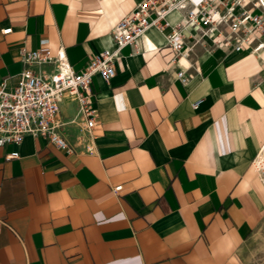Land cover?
I'll return each mask as SVG.
<instances>
[{"label":"crops","instance_id":"crops-1","mask_svg":"<svg viewBox=\"0 0 264 264\" xmlns=\"http://www.w3.org/2000/svg\"><path fill=\"white\" fill-rule=\"evenodd\" d=\"M140 2L0 0V85L12 89L24 70L52 71L23 65L21 52L62 49L82 71L116 50L112 30ZM183 16L166 20L176 26ZM170 32L150 28L117 53L110 81L92 79L98 122L90 132L75 103L59 105L70 152L34 136L0 147V264H264L255 166L264 51L234 52L218 32L201 37L187 27L175 56L165 46ZM263 164L260 155V172Z\"/></svg>","mask_w":264,"mask_h":264},{"label":"built area","instance_id":"built-area-1","mask_svg":"<svg viewBox=\"0 0 264 264\" xmlns=\"http://www.w3.org/2000/svg\"><path fill=\"white\" fill-rule=\"evenodd\" d=\"M173 11H184L176 26L166 20ZM187 27H196L201 37H211L218 32L222 37L219 42L222 48L229 46L234 52L246 51L258 56L264 51V0H201L197 4L191 0H142L113 28L116 50L102 51L91 57L79 72L69 66L62 49L55 56L47 51L21 52L23 65L52 66L53 69L45 74L24 70L12 89L0 85V147L19 146L27 136H34L46 138L58 149L70 152L67 142L59 134L63 125L58 120L59 105L65 100L75 103L77 118L90 132L98 122L90 90L92 79L98 76L103 82L110 81L115 76L117 53L126 46H135L150 28L159 31L170 28L165 46L171 48L175 56L179 55L183 48L182 31ZM10 32L11 29L2 31L3 34ZM175 76L186 84L184 72H177ZM76 120L75 117L70 123ZM262 153L264 145L256 161ZM17 157V153H12L5 158ZM261 180L264 183L262 177ZM113 191L125 193L128 189L116 186Z\"/></svg>","mask_w":264,"mask_h":264},{"label":"rangeland","instance_id":"rangeland-1","mask_svg":"<svg viewBox=\"0 0 264 264\" xmlns=\"http://www.w3.org/2000/svg\"><path fill=\"white\" fill-rule=\"evenodd\" d=\"M263 154H264V153H262V156H264ZM261 177H262L263 180H264V164H263V167H262V169H261Z\"/></svg>","mask_w":264,"mask_h":264}]
</instances>
